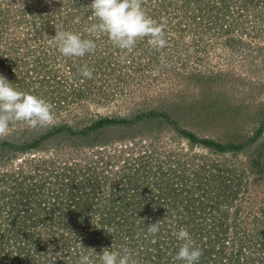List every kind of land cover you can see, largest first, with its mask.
<instances>
[{
	"label": "rangeland",
	"instance_id": "rangeland-1",
	"mask_svg": "<svg viewBox=\"0 0 264 264\" xmlns=\"http://www.w3.org/2000/svg\"><path fill=\"white\" fill-rule=\"evenodd\" d=\"M90 3L0 0V75L16 90L50 102L55 116L45 127L12 123L0 139V232L8 199L21 194L24 202L27 194L43 212L51 207L48 214L41 211L43 222L64 221L57 237L69 239L75 221L83 230L103 216L113 223L108 229H115L116 221H132L134 236L126 244L130 264H140L147 227L159 221L175 237L187 219L183 205L189 201V209L199 208L202 191L213 190L210 173L230 169L235 192L228 237L256 241L255 233L264 230V129L247 146L250 159L258 158L252 170L242 165L245 154L215 153L188 142L181 130L222 140L241 123L249 136L264 118V0H144L146 14L166 22L167 45L156 50L145 38L131 53L114 47L106 34L86 31L97 22ZM56 31L92 39L97 48L84 57H64L52 38ZM14 65H20L21 75H4L15 72ZM85 65L91 79L81 74ZM100 118L113 122L85 131ZM33 141L38 142L29 147ZM9 173L34 190H19ZM77 195L87 197V212L78 218L66 212ZM58 200L64 209L54 204ZM200 217L194 212L191 221ZM110 247L107 251L119 252ZM263 253L257 260H264Z\"/></svg>",
	"mask_w": 264,
	"mask_h": 264
},
{
	"label": "trees",
	"instance_id": "trees-1",
	"mask_svg": "<svg viewBox=\"0 0 264 264\" xmlns=\"http://www.w3.org/2000/svg\"><path fill=\"white\" fill-rule=\"evenodd\" d=\"M222 6L223 8L226 7V5ZM222 6L216 5L215 8H221ZM210 7L214 8V6ZM21 61L24 63V59H21ZM14 67L17 71V68L20 67V65H14ZM12 71H7L4 75H21L22 73V71L18 70L16 74V71H13V74ZM111 122L113 121L107 118H100L89 125L85 131L96 129L99 126H104ZM59 129L60 128H56L55 130L57 131ZM263 129L264 118H261L257 125L252 126V132L249 136L243 123L237 128H232V136L222 140L208 137L198 138L193 133L185 130H181V133L188 142L198 143L202 147L215 153L245 154L247 161L244 160L242 165H246L248 169L252 170V166L259 164L257 161L258 158L250 159L247 146L259 137ZM84 132L82 133L85 134ZM48 133H51V131L47 132V134ZM37 142L38 141H33V143L28 144V146L34 147ZM2 144H4V142H2ZM28 146L26 145V147ZM20 149L22 150L23 148L21 147ZM257 170L258 173L262 171L260 167ZM227 171L228 172L220 174L210 173L209 176L213 179L211 180L213 182V185H211L213 188L211 194L206 195V193L202 191L199 196L201 199L198 201L199 208L194 206L192 209H189L191 203L189 201V203L187 202L183 205L184 214H186L187 219H185V223L182 222L184 227L180 226L189 232L194 241V246L202 250L203 254L200 257L199 264H264V260H257L259 257L257 254L260 252L263 253L264 250V230L259 229V231L255 233L257 238H253V241H256L253 243L251 242L250 244H247L245 240L242 241L239 237H228V229L230 227L226 224V219L228 217V208L231 206L232 197L235 192L233 191L234 189H232L235 177L230 174V169ZM10 175L12 176V173L7 174L6 176L9 177ZM12 178L16 181L15 183L16 186L19 187V190L28 192L34 190L32 184H27L23 187L22 179L16 178V176H12ZM93 188L94 186L91 187V192H93ZM77 193L78 191L75 190V194ZM68 194L70 195L69 192ZM81 196L82 195H77L76 199L70 200V202L74 203L67 205L68 208L66 212L73 217L78 218L80 215L87 212V205L85 202V198L87 197L83 196V200ZM24 197V202L21 201L23 198L21 194L19 197H15V199H8L9 206L7 207V219L5 218V227H3V230L0 232V256L6 257L8 255V257L7 259H2L3 257H0V264H78L80 256L87 254L88 248L95 249L96 255H94L92 259L95 264H100L99 254L102 253L104 248L110 250V246L115 245L120 248V251L122 246L128 247L126 242H128V240L131 241L134 236L135 223H132V221L114 222L115 231L108 234V224L110 226L111 224L113 225V223H111L112 221H109V217L106 216L105 218L103 216L104 218L100 217L98 222H96L91 229L86 227V229L83 230L79 226L81 222L79 221L76 223L75 221V226L72 223L71 226L68 227L72 232V236L67 239L59 233V238L54 232L65 225L64 221L61 219L58 223L52 220L43 222L45 218L43 217V213L48 214V212L51 211V207L47 209L49 211L43 212L42 210L44 206L38 207V203L36 206H33L30 203L29 195L26 194ZM59 202L60 201L58 200L54 204L59 210L62 208L64 209V206L61 204L59 205ZM204 209L206 212H204ZM237 209L238 208L232 209L234 210V214ZM41 211L43 213H41ZM194 212L199 213L201 216L199 221H196L195 224L191 221L194 220ZM262 212L264 213V210H262ZM62 216L58 215V217ZM116 225L118 228H116ZM176 225L178 227V224ZM198 225L199 227L197 228ZM140 226L144 225L139 223L138 227ZM80 229L82 230L80 231ZM161 231L164 233L162 237L160 235ZM87 235H92L90 240L85 238ZM165 235L167 237V242L165 241ZM145 236L146 235L141 238L143 246L138 253L140 262L143 264H183L182 261H176L174 259L179 251V247L183 243L182 241H178L176 236L170 237L171 235L168 234V231L164 228L160 229L159 233H157L155 243L151 242V236L147 238H145ZM58 239H60V241ZM77 240L82 241V243L77 242ZM53 243H59L57 245V248L59 249L56 250V252L51 250ZM80 244H82L83 247H81ZM250 248L251 250H254V253H250ZM245 249L248 251H245Z\"/></svg>",
	"mask_w": 264,
	"mask_h": 264
},
{
	"label": "clouds",
	"instance_id": "clouds-1",
	"mask_svg": "<svg viewBox=\"0 0 264 264\" xmlns=\"http://www.w3.org/2000/svg\"><path fill=\"white\" fill-rule=\"evenodd\" d=\"M143 2L144 0H91L87 8L91 10L97 22L86 31L90 34H106L114 47L128 53L133 51L138 41L145 38L151 48H165L166 22L157 23L150 18L142 7ZM52 38L57 42L59 52L64 57H84L94 53L97 48L94 40L82 38L81 35L70 31H56ZM164 63V58L161 57V64ZM81 74L88 79L93 77L92 70L86 65L81 69ZM53 107L44 98L16 90L5 76L0 75V139L7 137L10 124L15 122H24L32 128L52 125L55 121ZM114 231L115 229H108L107 233ZM159 231V221L147 227V234L152 237V243L156 242ZM174 235L178 241L183 242L174 259L182 261L183 264H199L203 253L200 248L194 246L189 232L181 228ZM94 255L95 249L88 248L87 254L80 256L78 264H95L92 259ZM130 257L131 253L127 247L119 252H109L104 248L99 254L100 264H130Z\"/></svg>",
	"mask_w": 264,
	"mask_h": 264
}]
</instances>
